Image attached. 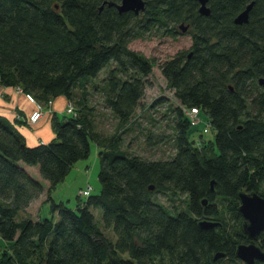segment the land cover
<instances>
[{
  "label": "trees",
  "instance_id": "1",
  "mask_svg": "<svg viewBox=\"0 0 264 264\" xmlns=\"http://www.w3.org/2000/svg\"><path fill=\"white\" fill-rule=\"evenodd\" d=\"M120 1L0 0V85L33 97L45 112L59 97L70 103L77 83L112 64L104 106L126 125L155 63L129 44L157 31L175 36L182 25L191 46L158 66L179 103L175 154L145 160L121 151L116 139L93 132L86 107L62 120L54 114V138L36 146L0 117V238L9 244L0 264H245L235 255L248 243L238 192L264 198V0H209L208 17L192 0H143L138 15L119 13ZM251 3L248 22L235 25ZM191 109L206 114L213 141L199 136L196 145L189 136ZM91 141L101 160L99 192L74 209L51 202L49 218L18 219L45 190L25 167H36L51 201L55 186L89 156ZM158 195L186 197L185 209L159 203ZM223 214L238 226H227ZM206 220L219 225L199 226ZM255 244L264 251V235Z\"/></svg>",
  "mask_w": 264,
  "mask_h": 264
},
{
  "label": "rangeland",
  "instance_id": "2",
  "mask_svg": "<svg viewBox=\"0 0 264 264\" xmlns=\"http://www.w3.org/2000/svg\"><path fill=\"white\" fill-rule=\"evenodd\" d=\"M176 31L178 30L176 29ZM191 43V36L188 32L181 33L178 31L175 36H172L166 31H157L144 39H136L129 44L130 50L155 63L151 74L147 77V86L143 98L128 124H120L104 106L106 91L104 79L113 67L112 64L103 70L97 78L84 79L77 83L73 90L72 101L69 103L66 100L64 109L67 104H70L73 114H80V111L84 112V107H86L85 112L92 122L93 132L101 139H116L121 151L137 155L145 160H170L175 154L174 140L176 138V131H174L176 120L173 110L179 106V103L173 96V90L167 87L158 66L176 55L177 52L187 51ZM33 100L36 105L43 107L34 98ZM33 105L35 106V104ZM62 116L69 117L67 114L62 115L61 113L58 115L60 120L63 119ZM193 119L196 124L189 129V136L196 141V145L203 144L199 136L205 141H213L212 130L209 128L205 130L208 120L206 114L201 110L198 117ZM28 168L30 174L41 182L45 190L39 198L32 201V204L30 203L24 212L19 213L18 219L42 220L49 218L51 216V202L63 203L66 207L74 209L76 203H79V199H85L83 197L86 196L82 195L84 190L88 191V194L96 195L100 189L98 173L101 169V160L98 149L92 141L90 142L89 156L78 161L65 179L55 186L50 193L51 201H48V183L38 176L36 167ZM155 199L167 207L176 208L178 211L185 209L186 197L182 195H158ZM94 215L102 228L100 210H96ZM221 220L227 226H238L229 215L223 214ZM239 226L241 228L242 223H239ZM104 233L109 239H114L110 230H104Z\"/></svg>",
  "mask_w": 264,
  "mask_h": 264
},
{
  "label": "water",
  "instance_id": "3",
  "mask_svg": "<svg viewBox=\"0 0 264 264\" xmlns=\"http://www.w3.org/2000/svg\"><path fill=\"white\" fill-rule=\"evenodd\" d=\"M198 3V13L201 16L208 17L210 9L207 7L209 0H192ZM109 6H114L109 3ZM252 3L248 4L244 11H242L233 20L235 25H242L248 22V13L252 9ZM119 13L133 12L138 15L145 10V2L143 0H121L120 4L115 5ZM179 30L183 33L187 31V27L180 25ZM259 83L264 85V80L260 79ZM152 189V187H150ZM239 208L238 214L242 217L243 234L247 238V244H240L236 247V257L243 261L245 264H254L256 261L264 262V251L259 249L255 244V241L259 236L264 235V198L255 192L249 193L240 191L238 192ZM206 201H203L205 205ZM219 225L212 221H200L199 226L202 228H212ZM223 254H218L214 257V260L222 257Z\"/></svg>",
  "mask_w": 264,
  "mask_h": 264
},
{
  "label": "crops",
  "instance_id": "4",
  "mask_svg": "<svg viewBox=\"0 0 264 264\" xmlns=\"http://www.w3.org/2000/svg\"><path fill=\"white\" fill-rule=\"evenodd\" d=\"M65 103L66 100L63 97L55 99L50 108L44 112L42 119L35 124H30L28 118L33 113L35 106L26 99L22 92L0 85V117L12 123L14 129L24 138L28 146L48 143L54 138L51 120L54 114L58 116L64 113ZM25 169L29 172L28 167ZM7 245L9 244L0 238V248Z\"/></svg>",
  "mask_w": 264,
  "mask_h": 264
},
{
  "label": "built area",
  "instance_id": "5",
  "mask_svg": "<svg viewBox=\"0 0 264 264\" xmlns=\"http://www.w3.org/2000/svg\"><path fill=\"white\" fill-rule=\"evenodd\" d=\"M18 91L20 92V90H18ZM25 97L30 103L35 104V109H34L33 113L28 118V122L30 124H35L39 120H41L43 115H44L43 107H41L40 105H36V103L34 102V100L31 96L26 95ZM64 112L67 114H73L72 107L70 104H67L66 108L64 109ZM197 114L198 113L195 109H191L190 112L187 113L188 119H190V121H191V125L196 124V121L193 118L196 117ZM84 191H83L82 195L87 196L88 191H86V190H84Z\"/></svg>",
  "mask_w": 264,
  "mask_h": 264
}]
</instances>
